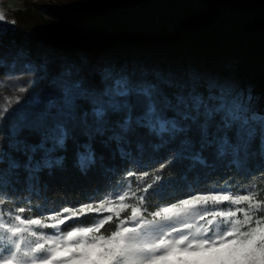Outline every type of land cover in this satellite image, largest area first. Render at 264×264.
<instances>
[{
    "label": "snow or ice",
    "instance_id": "6c2138e0",
    "mask_svg": "<svg viewBox=\"0 0 264 264\" xmlns=\"http://www.w3.org/2000/svg\"><path fill=\"white\" fill-rule=\"evenodd\" d=\"M89 72L99 74L98 83L77 70L37 94L28 126L39 140L16 139L21 126L14 125L12 151L0 152V264H264V184L241 191L228 181L192 184L156 201L172 183L164 172L174 164L187 174L223 162L247 172L255 161L264 181V112L214 80L202 91L193 76L170 96L155 81L110 65ZM9 110H0V119ZM76 128L88 133L77 144L82 172L115 173L96 143L132 166L120 190L51 208L10 199L13 186L35 191L42 175H53L63 163L56 153L75 139ZM161 152L167 157L158 168L142 170L145 157L150 164Z\"/></svg>",
    "mask_w": 264,
    "mask_h": 264
},
{
    "label": "trees",
    "instance_id": "16d2710c",
    "mask_svg": "<svg viewBox=\"0 0 264 264\" xmlns=\"http://www.w3.org/2000/svg\"><path fill=\"white\" fill-rule=\"evenodd\" d=\"M13 21L0 27V77H6L10 63L23 53V60L46 66L32 93L58 87L67 78L65 73L70 76L77 70L98 83L99 74L89 70L110 65L134 79L143 76L155 81L171 96L190 83L192 62L213 66L237 60L240 89L256 98L259 111L264 107V0H63L49 16L28 3L26 9L15 12ZM197 81L199 89L206 91L207 82ZM14 117L6 116L0 123V152L12 151ZM74 136L56 153L63 163L53 175H42L35 191L23 183L13 186L10 199L21 206L27 202L51 208L72 206L113 188L120 190L117 185L124 170L132 166L118 156L113 159L96 143L105 166L115 173L98 167L82 172L77 144L87 142L88 133L76 128ZM15 138L36 142L40 137L33 127L24 126ZM166 157L161 152L150 164L145 157L142 170L158 168ZM164 175L172 183L156 197L159 202L173 190H185L186 185L212 188L228 181L241 191L264 184L255 161L247 172L223 162L213 170L190 174L185 165L174 164Z\"/></svg>",
    "mask_w": 264,
    "mask_h": 264
},
{
    "label": "rangeland",
    "instance_id": "374dc122",
    "mask_svg": "<svg viewBox=\"0 0 264 264\" xmlns=\"http://www.w3.org/2000/svg\"><path fill=\"white\" fill-rule=\"evenodd\" d=\"M62 1L63 0H0V12L5 14V21H0V27L4 28L8 25H13L11 22L13 21L15 12L26 9L28 3L31 4L34 10L49 16L56 8L60 7ZM20 56V58L10 63L9 73L6 77H0V110L10 105L9 112L0 119V123L6 116L13 115L16 120L15 125H20L21 128H23L24 126L31 125L34 121V116L32 115L33 109L30 106V101L34 99L37 94L45 92L44 90L34 93L31 91L36 88L39 73L46 71V66L40 65L38 67L31 61L23 60V53H21ZM237 67V60H228L213 66L204 64L199 65L194 61L190 65V75L191 77H196L197 80H205L206 82L214 80L230 84L232 87L228 90V95L231 98L242 96L244 98V103L250 104L254 111L264 112V107L262 111H259V106L255 97L240 89ZM21 88L25 89V91L22 92Z\"/></svg>",
    "mask_w": 264,
    "mask_h": 264
}]
</instances>
